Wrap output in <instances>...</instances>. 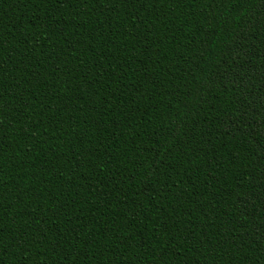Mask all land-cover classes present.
I'll return each instance as SVG.
<instances>
[{"label":"trees","instance_id":"trees-1","mask_svg":"<svg viewBox=\"0 0 264 264\" xmlns=\"http://www.w3.org/2000/svg\"><path fill=\"white\" fill-rule=\"evenodd\" d=\"M0 264H264V0H0Z\"/></svg>","mask_w":264,"mask_h":264}]
</instances>
